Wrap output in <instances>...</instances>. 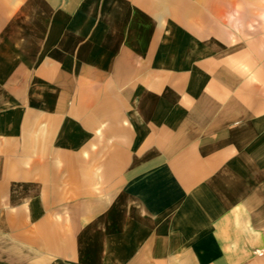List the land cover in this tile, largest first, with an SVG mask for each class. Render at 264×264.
Masks as SVG:
<instances>
[{
  "label": "crops",
  "instance_id": "1",
  "mask_svg": "<svg viewBox=\"0 0 264 264\" xmlns=\"http://www.w3.org/2000/svg\"><path fill=\"white\" fill-rule=\"evenodd\" d=\"M0 264H264V0H0Z\"/></svg>",
  "mask_w": 264,
  "mask_h": 264
}]
</instances>
